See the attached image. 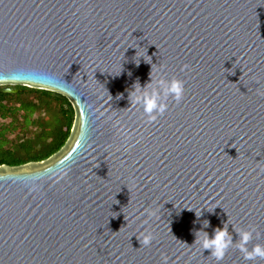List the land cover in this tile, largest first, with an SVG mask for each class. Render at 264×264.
I'll list each match as a JSON object with an SVG mask.
<instances>
[{
	"label": "water",
	"instance_id": "water-1",
	"mask_svg": "<svg viewBox=\"0 0 264 264\" xmlns=\"http://www.w3.org/2000/svg\"><path fill=\"white\" fill-rule=\"evenodd\" d=\"M162 78L185 93L149 121L132 91ZM3 85L74 120L46 159L0 164V264H217L205 220L264 245V0H0Z\"/></svg>",
	"mask_w": 264,
	"mask_h": 264
},
{
	"label": "trees",
	"instance_id": "trees-1",
	"mask_svg": "<svg viewBox=\"0 0 264 264\" xmlns=\"http://www.w3.org/2000/svg\"><path fill=\"white\" fill-rule=\"evenodd\" d=\"M11 86L17 90L4 92L0 86V164L44 160L68 138L74 120L72 106L54 91Z\"/></svg>",
	"mask_w": 264,
	"mask_h": 264
},
{
	"label": "clouds",
	"instance_id": "clouds-1",
	"mask_svg": "<svg viewBox=\"0 0 264 264\" xmlns=\"http://www.w3.org/2000/svg\"><path fill=\"white\" fill-rule=\"evenodd\" d=\"M151 77V76H150ZM185 93L184 81L173 79H160L147 83L141 87L139 82L134 85L132 91V103L140 106L149 121L162 115L166 109L165 101L168 97H172L176 102L183 99ZM130 95V94H129ZM154 215V213H152ZM229 222L223 224L222 227L213 229L210 236L204 229L210 226L209 221L203 222L202 228L195 232V243H198L203 250H209L210 255L219 262L223 261L226 253L230 248L235 246L247 261L264 259V245L256 244L249 249V242L253 239L254 229H237V237L234 241L232 234L229 232ZM154 236L146 233L139 239L140 245L148 247L151 245Z\"/></svg>",
	"mask_w": 264,
	"mask_h": 264
},
{
	"label": "rangeland",
	"instance_id": "rangeland-1",
	"mask_svg": "<svg viewBox=\"0 0 264 264\" xmlns=\"http://www.w3.org/2000/svg\"><path fill=\"white\" fill-rule=\"evenodd\" d=\"M1 87H12V86H11V85H3V86H1ZM1 121H3V120H0V122H1ZM9 137H13V135L10 134Z\"/></svg>",
	"mask_w": 264,
	"mask_h": 264
}]
</instances>
